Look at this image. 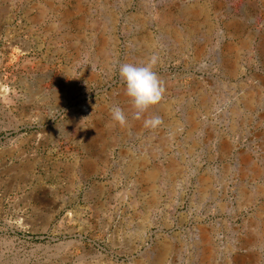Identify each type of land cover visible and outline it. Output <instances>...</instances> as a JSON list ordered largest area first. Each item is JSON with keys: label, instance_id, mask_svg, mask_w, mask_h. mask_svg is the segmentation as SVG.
I'll return each instance as SVG.
<instances>
[{"label": "rangeland", "instance_id": "obj_1", "mask_svg": "<svg viewBox=\"0 0 264 264\" xmlns=\"http://www.w3.org/2000/svg\"><path fill=\"white\" fill-rule=\"evenodd\" d=\"M0 264H264V0H0Z\"/></svg>", "mask_w": 264, "mask_h": 264}, {"label": "clouds", "instance_id": "obj_2", "mask_svg": "<svg viewBox=\"0 0 264 264\" xmlns=\"http://www.w3.org/2000/svg\"><path fill=\"white\" fill-rule=\"evenodd\" d=\"M157 58L153 56L151 60L141 66L132 63H122L119 65V75L126 88V94L131 98L136 109L135 116L139 118L150 106L157 104L163 95V86L153 70ZM112 119L124 126L127 116L124 110L115 105L111 108ZM161 123L159 116H153L144 121L145 127L155 128Z\"/></svg>", "mask_w": 264, "mask_h": 264}]
</instances>
